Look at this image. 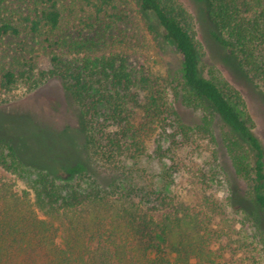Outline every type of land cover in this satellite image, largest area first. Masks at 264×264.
<instances>
[{"label": "trees", "instance_id": "16d2710c", "mask_svg": "<svg viewBox=\"0 0 264 264\" xmlns=\"http://www.w3.org/2000/svg\"><path fill=\"white\" fill-rule=\"evenodd\" d=\"M27 1L34 4L19 24L0 15V36L26 31L51 40L63 19L57 1ZM98 1L85 0L100 14L112 0ZM137 1L152 27L181 54L186 85L176 95L202 110L201 120L184 122L146 71L134 68L120 52L95 54L102 43L85 34L59 38L57 44L68 52L52 55L50 69H39L33 58L1 67L0 104L5 103L2 91L19 83L34 90L52 78L63 81L81 108L84 149L94 170L84 171L75 183L67 182L26 163L14 145L0 143V169L15 178L0 179V264H220L197 215L167 211L160 216L169 208L165 185L170 173L161 172L155 185L150 181L158 175L140 165L149 157L143 132L156 123L173 128L174 143L179 139L190 147L205 144L214 176L229 182L219 151L226 149L235 174L249 186L246 196L257 208L253 220L264 243V147L253 131L251 115L242 117L231 101L241 99L240 91L205 77L199 46L186 25L188 13L177 0ZM198 1L209 4L217 41L252 80L264 85V0ZM139 109L145 120L137 124ZM217 117L223 122L222 143ZM0 119L8 131L33 138L24 116L0 114ZM138 177H146L148 184H137ZM19 181L25 185L22 190Z\"/></svg>", "mask_w": 264, "mask_h": 264}, {"label": "rangeland", "instance_id": "374dc122", "mask_svg": "<svg viewBox=\"0 0 264 264\" xmlns=\"http://www.w3.org/2000/svg\"><path fill=\"white\" fill-rule=\"evenodd\" d=\"M56 1L63 19L53 38L47 40L46 35L26 31L0 36V68L33 58L39 69H50L52 55L68 52V48L57 44L59 38L72 40L85 34L102 43L95 54L120 52L129 58L134 68L146 71L159 83L184 122L195 124L201 120L203 111L185 104L176 95L186 85L181 54L160 29L152 27L151 19L142 12L137 0H112L100 14L85 0ZM177 1L188 13L186 25L199 46L205 77L221 87L230 83L240 91L241 99L231 101L242 117L251 115L255 123L253 131L264 147V85L252 80L238 59L217 41L214 34L217 27L208 2ZM32 4L27 0H0V15L19 24ZM1 94L5 103L0 104V114L24 116V122L33 128L34 135L28 139L14 130L8 131L0 119V143L14 145L26 163L54 172L67 182L75 183L84 171L94 170L84 149L81 108L60 78H52L34 90L19 83ZM144 115L139 109L135 118L137 124L145 120ZM222 125L217 117L220 140ZM172 131L173 128L164 129L156 123L142 136L149 157L143 158L140 165L150 175H158L150 182L157 185L161 172L170 173L165 185L169 208L162 210L160 216L167 211L197 215L204 223L209 247L220 264H264V243L253 220L257 208L247 198L249 186L235 174L226 149L220 147L219 151L230 173L229 182L222 175L220 179L214 176L211 152L205 144L190 147L182 145L179 139L174 143L170 137ZM95 171L99 174L97 168ZM0 179L15 181L2 169ZM147 181L146 177L136 179L137 184L143 186ZM24 186L23 182H18L20 190ZM261 215L264 217L263 212Z\"/></svg>", "mask_w": 264, "mask_h": 264}]
</instances>
